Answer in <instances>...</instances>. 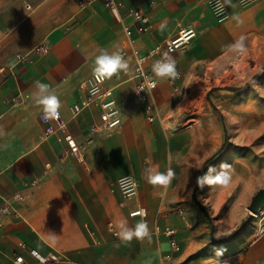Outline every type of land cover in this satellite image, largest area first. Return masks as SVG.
<instances>
[{
	"label": "crops",
	"instance_id": "obj_1",
	"mask_svg": "<svg viewBox=\"0 0 264 264\" xmlns=\"http://www.w3.org/2000/svg\"><path fill=\"white\" fill-rule=\"evenodd\" d=\"M117 1L149 14L150 32L136 38L142 52L185 26L197 34L172 54L179 91L173 93L172 78L156 76L154 122L147 121L133 83L120 72L106 85L113 88L121 124L109 133H93L99 109L85 108L73 117L71 106L101 49L109 54L122 49L123 24L130 19L120 20L102 0L83 8L79 0H0V206L11 200L18 213H0V264H14L16 253L32 262L20 242L42 253L50 247L62 250L70 264H264V235L255 237L256 223L217 241L229 233L223 231L228 215L215 219L214 207L203 201L205 193L195 190L211 217L212 239L211 225L193 198L196 177L221 159L225 138L212 113V93L218 97L222 89L209 90L235 60L228 46L240 36L247 50L264 49V0H220L226 10L222 19L210 0ZM42 45L46 50L38 49ZM39 83L58 96L78 153L70 152L60 131L44 135L43 109L35 102ZM169 168L175 177L166 188L148 182L150 171ZM123 175L138 181L132 199H124L117 188ZM16 193L22 199H13ZM214 203L221 207L223 197ZM138 206L146 215L130 216ZM121 221L129 228L145 222L149 237L121 242L112 232ZM156 226L175 229L178 251L166 235L154 232ZM217 249L225 250L222 256Z\"/></svg>",
	"mask_w": 264,
	"mask_h": 264
},
{
	"label": "built area",
	"instance_id": "obj_2",
	"mask_svg": "<svg viewBox=\"0 0 264 264\" xmlns=\"http://www.w3.org/2000/svg\"><path fill=\"white\" fill-rule=\"evenodd\" d=\"M97 0H79L80 7H86ZM242 4H248L255 0H239ZM103 5L114 11L118 18L122 20L128 17L130 22L123 24V33L125 36L124 45L119 51L124 59L128 62L129 68L127 72H121L125 78L124 81L132 82L134 87V98L137 102L141 103L146 114L148 122H154L157 119V109L151 98L152 91L157 86L156 75L152 71L153 65L157 61L165 59V55L172 59V54L185 46H187L196 36L197 31L193 26L182 27L176 35L166 40L163 44H158L152 48L142 52L136 45V38L139 35L150 32L151 22L149 14L146 10L125 6L122 2L117 0H102ZM221 3V1L219 0ZM222 4V3H221ZM210 5L218 19L226 16V10L223 8L222 12H217V0H210ZM46 46L42 45L38 49L46 50ZM175 79L180 77L179 72ZM175 79H170L173 93L179 91V87L175 84ZM154 84V86H153ZM81 95L78 101L71 106L72 116H77L83 109L95 107L99 109L100 123H93L90 131L93 133L106 132L109 133L116 129L121 124V113L117 100L113 93V88L106 85V79L103 82H97L93 76V72L83 79L79 84ZM59 118L45 120L43 110L40 112V120L44 124V135H50L56 132H61L67 144L68 149L72 153L80 151L79 145L75 142L73 136L66 130L67 121L62 116L59 109ZM34 184V182H32ZM117 188L124 199H132L138 192V181L132 175H123L117 180ZM22 195L16 193L13 199H22ZM14 213L17 211L13 207L11 200H4L3 205L0 206V213ZM179 212L180 210H174ZM251 216L257 219L255 237L264 235V208L256 213H250ZM130 216L146 215V210L142 206H138L129 212ZM149 229V228H148ZM116 235V231H113ZM150 232V230H149ZM154 232H162L169 239L170 247L173 251L179 250V245L175 239V229L165 227L160 229L156 226ZM19 246L27 251L32 259V262H27L22 253H16L13 256L14 264H70L72 261L70 257L62 250L50 247L48 251L42 253L34 247H29L25 243L20 242ZM172 255H165L166 259H170Z\"/></svg>",
	"mask_w": 264,
	"mask_h": 264
},
{
	"label": "rangeland",
	"instance_id": "obj_3",
	"mask_svg": "<svg viewBox=\"0 0 264 264\" xmlns=\"http://www.w3.org/2000/svg\"><path fill=\"white\" fill-rule=\"evenodd\" d=\"M231 61L229 69L215 77L216 87L209 90L211 93L222 89L218 97L212 93V113L226 136L221 159L213 167L219 171L221 164H229L231 167L225 171L231 180L226 186L205 185L199 190L205 193L204 199L209 198L203 199L207 207H214L211 212L215 219L228 215L223 231L232 235L246 224L257 222L247 206L254 193L264 187V49H249ZM243 79L245 82L241 85ZM221 196L223 204L218 207L214 202Z\"/></svg>",
	"mask_w": 264,
	"mask_h": 264
},
{
	"label": "clouds",
	"instance_id": "obj_4",
	"mask_svg": "<svg viewBox=\"0 0 264 264\" xmlns=\"http://www.w3.org/2000/svg\"><path fill=\"white\" fill-rule=\"evenodd\" d=\"M230 0H224V3H229ZM224 4H221L217 0L216 9L217 12H222ZM239 19V17H234ZM229 49L234 53L236 57L243 56L247 53V48L245 45V37L240 36L233 44L228 46ZM129 68L128 62L124 59L120 52H109L105 49H101L100 54L95 57L92 72L95 80L97 82H103L105 79H110L114 75L119 74L120 72H127ZM153 73L159 78H172L175 79L178 75L175 61L170 57L165 55V59L162 61H157L152 67ZM154 86V84H153ZM39 92L36 95L35 102L37 105L42 106L44 119H58L59 118V109L61 108V102L54 91L50 90L49 85L39 83L38 84ZM229 164H221L220 170L213 166H209L207 171L202 175L196 177V186L200 189H203L205 185H222L226 186L231 180L229 172L225 169L230 168ZM215 172V175L212 173ZM175 177L174 171L169 168L166 173L159 171L149 172L148 182L154 186L159 185L167 187L172 179ZM118 231L115 233L121 242L130 243L134 238L142 240L145 237H149L148 225L141 221L138 222L134 228H129L126 221H121L117 225ZM119 247V245H116ZM223 249H217L218 255H223ZM224 264H227L225 261Z\"/></svg>",
	"mask_w": 264,
	"mask_h": 264
},
{
	"label": "water",
	"instance_id": "obj_5",
	"mask_svg": "<svg viewBox=\"0 0 264 264\" xmlns=\"http://www.w3.org/2000/svg\"><path fill=\"white\" fill-rule=\"evenodd\" d=\"M262 208H264V187L259 188L251 197L247 210L256 213Z\"/></svg>",
	"mask_w": 264,
	"mask_h": 264
},
{
	"label": "trees",
	"instance_id": "obj_6",
	"mask_svg": "<svg viewBox=\"0 0 264 264\" xmlns=\"http://www.w3.org/2000/svg\"><path fill=\"white\" fill-rule=\"evenodd\" d=\"M225 144H226V136H225V139H224V142L222 144V146L220 147V149L218 150V153L221 152L224 148H225ZM203 174V173H202ZM201 174V175H202ZM198 187L196 186L195 189H194V193H193V198H194V201L196 202L198 208L204 213V215L206 216V218L208 219L210 225H211V236H212V239L213 238V229H214V226L212 224V221H211V217L209 216L207 210L205 209V207L200 203V201L196 198V195H195V190L197 189ZM231 236V234H227L225 235L224 237L220 238V239H216L217 241H222V240H225V239H228L229 237Z\"/></svg>",
	"mask_w": 264,
	"mask_h": 264
},
{
	"label": "bare ground",
	"instance_id": "obj_7",
	"mask_svg": "<svg viewBox=\"0 0 264 264\" xmlns=\"http://www.w3.org/2000/svg\"><path fill=\"white\" fill-rule=\"evenodd\" d=\"M249 213H251V212L249 211Z\"/></svg>",
	"mask_w": 264,
	"mask_h": 264
}]
</instances>
